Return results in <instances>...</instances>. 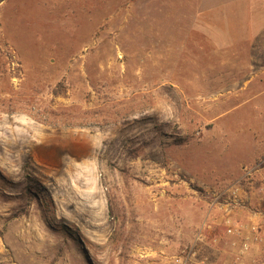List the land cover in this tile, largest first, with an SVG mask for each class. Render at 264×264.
<instances>
[{
  "label": "rangeland",
  "instance_id": "1",
  "mask_svg": "<svg viewBox=\"0 0 264 264\" xmlns=\"http://www.w3.org/2000/svg\"><path fill=\"white\" fill-rule=\"evenodd\" d=\"M205 220L196 259L264 264V0H2L0 264H170Z\"/></svg>",
  "mask_w": 264,
  "mask_h": 264
},
{
  "label": "built area",
  "instance_id": "2",
  "mask_svg": "<svg viewBox=\"0 0 264 264\" xmlns=\"http://www.w3.org/2000/svg\"><path fill=\"white\" fill-rule=\"evenodd\" d=\"M263 162L260 163V165ZM260 165H256L250 168H246L244 170L243 175L238 178L235 182H232L230 186L228 187V191H230V194L234 196V198H238L236 200L239 201V195H240V189H241V182L248 180L253 177L254 173L259 170ZM225 191H221L219 195H222ZM223 224L226 228V233L227 234H236V233H241L239 231V221L234 218L232 215H226L223 218ZM211 224L208 220H205L201 226L199 227L194 242L188 249H185L183 251V254L181 255H175L171 258L170 264H204V260H198L196 259L197 252H198V245H200L202 242L205 241L207 238V228H210ZM249 235L246 236V241L244 242V250H248L250 248V245L254 241H259L261 239V236L259 234V225L256 223H253L251 227H249Z\"/></svg>",
  "mask_w": 264,
  "mask_h": 264
},
{
  "label": "crops",
  "instance_id": "3",
  "mask_svg": "<svg viewBox=\"0 0 264 264\" xmlns=\"http://www.w3.org/2000/svg\"><path fill=\"white\" fill-rule=\"evenodd\" d=\"M246 2V3H249V4H252V5H255L257 4V0H243V2Z\"/></svg>",
  "mask_w": 264,
  "mask_h": 264
},
{
  "label": "trees",
  "instance_id": "4",
  "mask_svg": "<svg viewBox=\"0 0 264 264\" xmlns=\"http://www.w3.org/2000/svg\"><path fill=\"white\" fill-rule=\"evenodd\" d=\"M2 0H0V2H1Z\"/></svg>",
  "mask_w": 264,
  "mask_h": 264
}]
</instances>
